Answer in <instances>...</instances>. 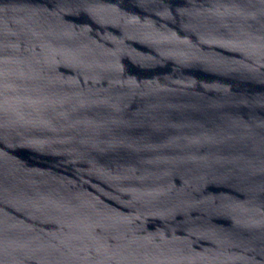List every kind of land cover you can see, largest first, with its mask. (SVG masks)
Wrapping results in <instances>:
<instances>
[{
    "label": "water",
    "instance_id": "1",
    "mask_svg": "<svg viewBox=\"0 0 264 264\" xmlns=\"http://www.w3.org/2000/svg\"><path fill=\"white\" fill-rule=\"evenodd\" d=\"M0 264H264V0H0Z\"/></svg>",
    "mask_w": 264,
    "mask_h": 264
}]
</instances>
